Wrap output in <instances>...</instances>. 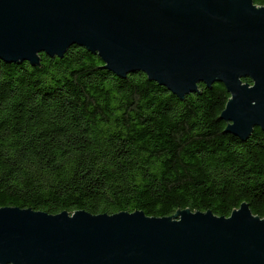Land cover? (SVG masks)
<instances>
[{"label": "trees", "instance_id": "16d2710c", "mask_svg": "<svg viewBox=\"0 0 264 264\" xmlns=\"http://www.w3.org/2000/svg\"><path fill=\"white\" fill-rule=\"evenodd\" d=\"M40 58L0 60V209L229 218L248 204L264 219V133H225L224 86L180 100L84 48Z\"/></svg>", "mask_w": 264, "mask_h": 264}, {"label": "water", "instance_id": "95a60500", "mask_svg": "<svg viewBox=\"0 0 264 264\" xmlns=\"http://www.w3.org/2000/svg\"><path fill=\"white\" fill-rule=\"evenodd\" d=\"M74 46L180 100L220 84L225 133H264V7L254 0H0L1 61L37 67ZM0 264H264V219L248 204L229 218L3 208Z\"/></svg>", "mask_w": 264, "mask_h": 264}]
</instances>
